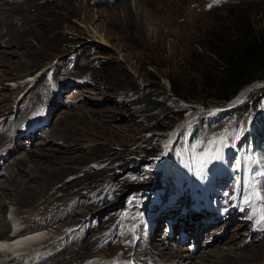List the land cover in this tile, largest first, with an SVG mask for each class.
<instances>
[{
	"label": "rangeland",
	"instance_id": "obj_1",
	"mask_svg": "<svg viewBox=\"0 0 264 264\" xmlns=\"http://www.w3.org/2000/svg\"><path fill=\"white\" fill-rule=\"evenodd\" d=\"M0 3L4 4H0V19L12 20L18 27L16 31L27 33L18 36L12 31L10 43H1L5 47L0 48V114L12 108L27 86L14 90L13 84L26 83L32 73L52 59H60L61 63L52 67L50 78L27 93L26 104L19 103L21 110H31L53 86L66 87L61 94L62 107L54 110L48 124L52 125V134L48 127L39 130L37 139L29 145V140H19L26 149H17L9 158L15 165L0 170L5 172L0 174V184L12 187L6 190L8 195L0 193V206L7 203L1 217L7 218L8 211L16 209L20 219L25 218L32 225L55 219L49 230L54 232L79 222L89 213L100 216L113 206L110 214L100 216L101 226L85 239L87 243L72 254L85 258L96 254L95 241L103 244L104 238L111 234L110 222L120 220L115 238L121 239L126 228L123 219L138 214V208L126 204L114 207L115 201H109L110 194L102 195L101 187L108 180L116 179V174L124 169L154 158L162 147L167 148L178 139L182 141L184 134L189 139L193 125L202 119L215 126L222 116L234 113L242 104L244 99L240 100L246 92L233 105L220 106L226 109L217 113L209 111L210 105L203 106L199 99L211 101L214 88L223 78L218 55L210 47L219 44L220 39H236L246 29L264 33V0H0ZM91 46L96 48L91 56L96 60L93 66L80 64L70 68L66 55ZM87 78H93L94 82L89 83ZM256 82L250 89L260 84ZM147 96H154V102L147 100ZM105 97L109 101H103ZM161 101L169 103L174 112L166 114ZM259 109L264 112V98ZM246 117L248 131H253L249 113ZM243 127L238 128L236 139L247 137L246 134L238 137ZM45 131L49 135L44 137ZM152 145L158 146L155 152L151 151ZM30 157L33 162H27ZM19 158H25L23 169L16 165ZM100 161H106L104 167ZM35 162L43 173H36ZM18 170L23 173L20 177ZM16 179L18 182L13 184ZM129 183L125 181L124 187ZM95 185L99 188H93ZM78 193L89 196L84 199ZM76 202L81 206L74 208ZM248 219V215L236 217L231 232L237 238L232 242L213 240L187 261L264 264V225L259 223L257 229ZM223 220L218 217L211 227L221 228ZM187 221V217L182 218L183 231ZM206 226L207 230L211 228L208 222ZM226 227L214 233L209 230L205 237L215 238ZM206 241L204 238L203 242ZM188 247L183 244L181 253L186 254ZM115 249V241L111 239L101 252L108 256ZM202 250L206 252L201 256ZM213 250L231 253L227 254L230 258L228 261L212 258L209 252Z\"/></svg>",
	"mask_w": 264,
	"mask_h": 264
},
{
	"label": "trees",
	"instance_id": "obj_2",
	"mask_svg": "<svg viewBox=\"0 0 264 264\" xmlns=\"http://www.w3.org/2000/svg\"><path fill=\"white\" fill-rule=\"evenodd\" d=\"M210 50L218 55L220 60L219 72H221L223 78L214 88L215 93L211 101L199 99L203 106L208 107L216 103L219 106L227 107L238 98H241L249 85L256 81H264V33H258L253 28L246 29L236 39L231 37L220 39L219 44L214 43ZM172 91L178 93L174 86H172ZM153 97L147 96V100L153 101ZM263 98L264 84L260 83L249 89L242 104L240 103L236 107V111L222 116L217 125L212 126L205 119L194 124L189 141L194 140L193 143L198 148L207 147L210 144L215 145L216 143H230L237 136L238 128L244 126L238 137L242 138V135L246 134L247 137L241 140L247 146L257 143L260 136L264 137V112L259 109ZM160 104L166 114L174 112L169 103L161 101ZM181 108L185 110V108ZM247 113H249V120L254 129L250 132L246 125L247 122H244ZM185 138L186 135L184 134L180 145H182ZM157 148L158 146L152 145L151 151L155 152Z\"/></svg>",
	"mask_w": 264,
	"mask_h": 264
},
{
	"label": "bare ground",
	"instance_id": "obj_3",
	"mask_svg": "<svg viewBox=\"0 0 264 264\" xmlns=\"http://www.w3.org/2000/svg\"><path fill=\"white\" fill-rule=\"evenodd\" d=\"M1 4V3H0ZM1 5H4V4H1ZM1 7V6H0ZM17 7V6H16ZM12 19V18H11ZM27 23V22H26ZM31 23V22H30ZM32 24V23H31ZM17 25V24H16ZM31 27V26H30ZM16 28H18V27H16L15 25H14V23L12 22V20H8V19H0V30H5L4 31V34H3V32H1L0 33V39H2V41L0 40V48H2V46L4 45H2L1 43L3 42H8V43H10L9 41H10V39H11V32L13 31V32H15L16 34H18V36L19 35H25V34H27V33H22V32H18V31H16ZM8 35H10V37L8 36ZM5 36V37H4ZM29 36V35H28ZM19 42V41H18ZM22 43L24 44L25 42L24 41H22ZM2 45V46H1ZM15 45H19V44H15ZM6 46H8V44L6 45ZM24 46V45H23ZM22 46V47H23ZM5 46H3V48H4ZM1 63V62H0ZM43 70H37V71H40V74H42L43 73V71H44V69L45 68H42ZM35 73H32L31 75L32 76H29L28 77V79H27V82L26 83H24V84H20V85H16V84H13V86H12V88L14 89V90H17V89H21L22 87V85H27V86H25V87H23V88H27L28 87V89H27V91L28 90H31V89H33V87L31 86V84H32V80H34L36 77L35 76H33ZM38 76V75H37ZM20 80L22 79V78H19ZM105 99H108V97H105L104 99H103V101L105 100ZM108 101H109V99H108ZM231 105H233V104H231ZM216 107V108H215ZM230 107H233V106H230ZM210 109H209V111L210 110H213L214 112H219V110H221L222 108L220 107V106H216V105H210V107H209ZM212 113V112H211ZM51 127H52V125H50V127L47 129V131L49 132L50 131V134H52V132H51ZM39 130V129H38ZM38 130H36L35 131V133H34V137H36L37 135H38ZM20 138L21 137H26V133H25V129L22 127V128H20ZM47 131H45V135H44V137L46 136V134H47ZM47 135H49V134H47ZM42 142V141H41ZM40 143V142H39ZM18 148H21V147H23L22 145H21V143H18L17 145H16ZM16 157V156H15ZM32 157H30L29 158V160H27V162L29 161V162H33L32 161V159H31ZM24 159L25 158H19V159H17V166L19 165L20 167L21 166H24V167H26V165H25V162H24ZM14 164L15 165V162H14V160H12V162H9L7 165L8 166H6L4 169H7L11 164ZM35 165H36V167H35V169H36V173L38 174V173H43V171H39V169H40V164L38 163H34ZM1 168H3V167H1ZM22 168V167H21ZM23 169V168H22ZM10 170V169H9ZM19 171V170H18ZM26 171V170H25ZM7 172V171H6ZM9 172V171H8ZM5 173V172H4ZM4 173H2V174H4ZM19 173H20V175H19V177L20 176H22L23 175V173H22V171H19ZM35 173V172H34ZM1 174V175H2ZM35 175V176H38V175ZM9 175H13V173H11V172H9ZM6 176H8V175H6ZM18 182V179H16L15 181H14V183L13 184H15V183H17ZM12 184V185H13ZM29 187H31V186H28V189H29ZM0 193H1V191H3V192H5L7 195H8V193L6 192V190L7 189H12V187H11V185H5L4 186V184H0ZM54 195V194H53ZM5 206H7V203L5 204H3V205H1L0 206V217L2 216L1 215V212L3 211V209H4V207ZM7 208V207H6ZM4 213V212H3ZM4 217V216H3ZM3 217H1L0 218V239H1V237H3L4 236V233H5V230H6V228L7 227H9V225L11 226V223L9 222V220L7 219V218H3ZM6 221V222H5ZM223 225H222V227L221 228H223L224 226H225V223H222ZM220 228V225H218V227L216 226V227H213V228H210L209 230L210 231H212L211 233H214V232H216L217 231V229H221ZM35 229H37V230H35V231H33V232H31L29 235H26V236H24V237H20V238H16V241L15 240H12L11 242H9V243H7V242H0V251L1 252H3V255L5 256L4 258H2V259H0V264H12V262H13V259H14V257L15 256H17V255H22L23 254V252H22V250L21 249H18V250H11V251H6V250H8V248L10 247L9 245H11V243H16V242H18L19 240H21V241H23V242H30V240H35V239H40V238H44V237H46V235L49 233V230H47V229H44V228H35ZM235 228L232 226H229V227H226L225 228V231H224V233H221V234H218V235H216L215 236V238H214V241H217V239H219V240H222L223 241V244L225 243V242H227L228 241V243H229V241L231 240V242H232V240L233 239H235V238H237L236 237V235H232V230H234ZM209 230H207V228H204V227H200V232L201 233H203V235L205 236L207 233V231H209ZM227 230H230V232H229V234H228V232H227ZM155 232H156V234H155V236H153V237H148V236H145V237H143V236H138V237H135V238H133L132 240H130V245H131V247H132V249L134 250V253L132 254V258H133V260H135L136 262H139V263H141V264H159V262H160V260H161V258H162V256L163 255H165V254H167L168 255V257H172V256H176V257H179V259H176V261H175V263L174 264H190L189 263V261H187V260H190L189 258H192L193 257V255H191L189 252L188 253H186V254H179V252L178 251H170V248H169V241H170V239L169 238H162L159 234H158V232H159V230H158V227H156V229H155ZM239 233H241V234H244V232H239ZM212 235V234H211ZM14 237V236H13ZM13 237H11V238H13ZM194 237V236H193ZM11 238H9V239H11ZM177 240H179V238H177L176 239V241ZM189 241H192V239H191V237L190 236H188L187 238H184L183 240H182V243L183 244H185L186 242H189ZM220 242V241H219ZM218 242V243H219ZM246 243V242H245ZM244 243V244H245ZM158 245H161V248H158L157 246ZM218 246H220L219 244H218ZM246 247H248V245H246ZM220 248V247H219ZM221 249V248H220ZM91 250H93V248H91ZM186 251H188V249H186ZM71 252L72 253H74V254H77L78 253V250L77 249H75V247H74V243L72 244V247H71ZM204 252H206V251H204V250H202L201 251V256L204 254ZM231 252V251H230ZM209 253H211V254H213L212 255V258L213 257H219L220 259H223V258H226L225 259V261L227 260V259H229L230 258V256L229 257H227L228 255L227 254H231V253H227V254H225V253H221L220 254V251L219 250H213V251H210ZM183 255H185L186 257H188V259H184L182 256ZM242 255H244L245 256V254H242ZM76 255H73V257H75ZM89 256V254L88 255H86L85 257H88ZM207 256H208V254H207ZM204 258V257H203ZM203 258H201V259H203ZM200 259V260H201ZM239 259H241L240 261H243V259L242 258H240L239 257ZM224 261V262H225ZM228 261V260H227ZM199 262H201V261H199ZM62 263V260L61 259H58L56 262H54L53 264H61ZM235 263H237V262H235ZM64 264H75V260H69L67 263H64ZM94 264H100V263H98V262H95ZM194 264H198V261L197 262H195ZM201 264V263H200Z\"/></svg>",
	"mask_w": 264,
	"mask_h": 264
},
{
	"label": "water",
	"instance_id": "obj_4",
	"mask_svg": "<svg viewBox=\"0 0 264 264\" xmlns=\"http://www.w3.org/2000/svg\"><path fill=\"white\" fill-rule=\"evenodd\" d=\"M258 83H264V81L256 82L255 84H258ZM251 85H252V84H251ZM251 85H249V86L247 87L246 93H245V95H244L245 97L243 96V97L241 98V100H240V101H242L243 99H245V98H246V96H247V93H248V90L250 89Z\"/></svg>",
	"mask_w": 264,
	"mask_h": 264
}]
</instances>
